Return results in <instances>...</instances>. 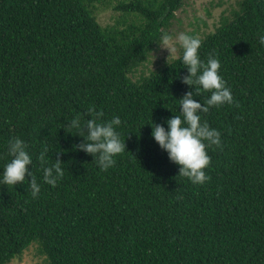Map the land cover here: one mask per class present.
I'll return each mask as SVG.
<instances>
[{
    "label": "trees",
    "instance_id": "trees-1",
    "mask_svg": "<svg viewBox=\"0 0 264 264\" xmlns=\"http://www.w3.org/2000/svg\"><path fill=\"white\" fill-rule=\"evenodd\" d=\"M221 4H219L220 6ZM185 0H0V172L19 136L41 185L0 183V264L39 244L48 264H264V0H236L215 31L198 36L221 62L234 103L202 113L221 132L207 149L210 179L179 175L152 136L180 115L193 86L177 59L140 70L181 21ZM112 11L111 26L99 12ZM211 15L210 10L206 9ZM226 13V12H224ZM140 73V76H137ZM210 93L195 99L203 103ZM119 116L125 151L102 171L67 127L72 117ZM71 132V133H70ZM64 176L43 182L39 157ZM28 180L31 177H27Z\"/></svg>",
    "mask_w": 264,
    "mask_h": 264
},
{
    "label": "clouds",
    "instance_id": "clouds-1",
    "mask_svg": "<svg viewBox=\"0 0 264 264\" xmlns=\"http://www.w3.org/2000/svg\"><path fill=\"white\" fill-rule=\"evenodd\" d=\"M257 37L259 44L264 47V31L259 32ZM162 41L170 55L177 52V45L182 50L180 62L188 72L184 83L193 86L194 91H188L178 99L180 115L166 120L167 128L159 124L153 125L152 136L160 148L167 152L170 161L180 166L179 175L193 184L204 185L210 179L205 171L211 163L207 149L212 146L222 148L223 145L221 132L203 121L201 114L208 113L214 107L233 104L232 90L220 74V60L212 55L206 62L201 59L199 50L202 40L197 35L180 32L173 37L165 34ZM201 92L210 93L203 103L195 99ZM88 114L89 118L83 121L79 115L72 117L67 127L76 130L83 137V142L77 146L79 150L92 155L99 168L107 171L116 164L115 157L125 151V141L118 131L122 122L119 116L98 122L103 114L96 112L93 107L88 109ZM6 148L11 159L3 165L0 183L14 187L18 183L27 182L31 196L37 198L41 193V185L29 170V166H33V157L24 140L19 136L10 138ZM46 153L47 150L39 157L43 168V182L55 187L64 176V169L59 159L49 166ZM27 177L31 179L28 180Z\"/></svg>",
    "mask_w": 264,
    "mask_h": 264
},
{
    "label": "rangeland",
    "instance_id": "rangeland-1",
    "mask_svg": "<svg viewBox=\"0 0 264 264\" xmlns=\"http://www.w3.org/2000/svg\"><path fill=\"white\" fill-rule=\"evenodd\" d=\"M236 0H185L186 6L177 13L181 23L174 25L169 32L175 37L180 32L192 33L199 26L198 36L203 37L209 33L215 31V27L219 24L223 15L229 16L231 12L232 4ZM219 4H221L219 6ZM206 9L210 10L209 15ZM226 12V13H224ZM112 11L109 9L101 10L99 12V21L103 26H111ZM177 52L170 55V51L163 44L159 51L151 58V63H148L146 67L140 70L141 72L150 73L155 70L159 65L170 62L171 59H177L180 56V50L177 45ZM170 55V56H169ZM169 56V57H168ZM138 73L137 76H140ZM10 264H48V260L45 255L41 254L39 244H32L24 253L23 261L15 259Z\"/></svg>",
    "mask_w": 264,
    "mask_h": 264
}]
</instances>
